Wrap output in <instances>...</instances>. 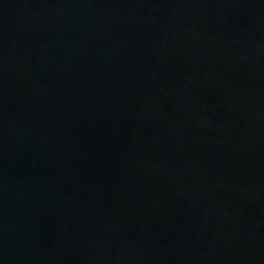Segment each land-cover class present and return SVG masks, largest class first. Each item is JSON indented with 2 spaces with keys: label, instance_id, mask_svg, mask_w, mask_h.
Returning a JSON list of instances; mask_svg holds the SVG:
<instances>
[{
  "label": "water",
  "instance_id": "obj_1",
  "mask_svg": "<svg viewBox=\"0 0 264 264\" xmlns=\"http://www.w3.org/2000/svg\"><path fill=\"white\" fill-rule=\"evenodd\" d=\"M0 264H264V0H0Z\"/></svg>",
  "mask_w": 264,
  "mask_h": 264
}]
</instances>
